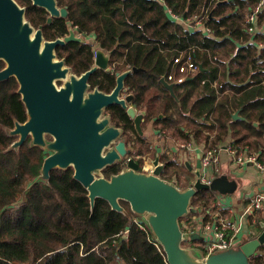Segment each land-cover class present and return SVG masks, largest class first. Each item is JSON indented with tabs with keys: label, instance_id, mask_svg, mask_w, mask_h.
<instances>
[{
	"label": "trees",
	"instance_id": "obj_1",
	"mask_svg": "<svg viewBox=\"0 0 264 264\" xmlns=\"http://www.w3.org/2000/svg\"><path fill=\"white\" fill-rule=\"evenodd\" d=\"M16 1L25 7L27 20L42 27L46 39H55L72 26L111 51L114 71L137 68L127 75L125 85L133 103L146 112L143 121L152 120L159 131L185 141H204L210 148L231 137L236 150L255 153L264 161V33L249 34L243 24L253 0H56L68 14L50 23L43 8L30 0ZM167 8L184 17L204 16L209 33L184 28ZM92 47L70 41L59 45L56 53L80 74L92 64ZM187 51L198 68L174 84V98L160 78L173 70L174 57ZM99 75L113 84V74L97 70L91 75V87H97ZM17 88L14 77L0 82V264H168L162 247L127 202L120 201L126 213L111 209L99 197L91 207L72 167L52 169L48 181L35 180L45 151L32 145L30 138L10 148L16 136L9 130L15 121L26 119ZM237 110L243 120L233 119ZM107 112L125 137L136 135L132 154L143 156L142 138L124 109L111 105ZM161 160L166 171L177 163ZM137 162L141 167V160ZM120 169L119 164L108 166L103 175ZM174 179L185 187L192 178ZM215 200L213 191L200 190L192 204L204 210ZM182 221L188 218L179 219L180 226ZM258 250L250 257L251 264L261 262L264 244Z\"/></svg>",
	"mask_w": 264,
	"mask_h": 264
},
{
	"label": "water",
	"instance_id": "obj_2",
	"mask_svg": "<svg viewBox=\"0 0 264 264\" xmlns=\"http://www.w3.org/2000/svg\"><path fill=\"white\" fill-rule=\"evenodd\" d=\"M30 1L47 12L48 23L52 18L67 17L66 6H59L56 0ZM84 36L68 26V34L46 39L42 27H34L26 19L24 6L15 0H0V60L4 62L0 81L15 78L26 111L25 121H15L9 130L10 135L16 136L10 148H17L30 138L32 145L45 151L35 180L48 181L52 169L72 167L73 178L87 190L91 207L99 197L111 209L126 213L120 201L127 202L162 247L168 264H251L250 257L264 244V229L254 238L207 256L195 246H182L205 240L198 228L189 233L179 222L200 211L192 205L196 193L210 190L225 195L236 189V182L222 171L203 182L199 158L194 168L188 166L195 180L185 188L160 176L165 163L159 162L158 153L152 160L151 172L139 170L123 128L114 124L106 111L111 105H119L141 133L146 112L133 103V94L125 85L127 75L138 69L117 71L110 92L91 88L89 76L98 68L109 70L111 51L95 49L93 65L80 74L73 72L65 58L56 53L58 45L87 42ZM160 82L176 98L174 84L164 76ZM232 117L243 118L238 110ZM124 159L126 163L118 172L103 175L106 167L114 162L121 164Z\"/></svg>",
	"mask_w": 264,
	"mask_h": 264
},
{
	"label": "built area",
	"instance_id": "obj_3",
	"mask_svg": "<svg viewBox=\"0 0 264 264\" xmlns=\"http://www.w3.org/2000/svg\"><path fill=\"white\" fill-rule=\"evenodd\" d=\"M164 3V0H158ZM167 14L176 22L182 24L184 28L190 30L201 29L205 33H209V28L206 25L205 17L195 15L192 17H184L174 13L170 8L166 9ZM264 0H253L245 13L244 17V28L249 34L255 33L259 30L264 33ZM263 42H259L258 45L262 46ZM112 68V65L111 67ZM198 68V64L194 61L191 51L181 52L173 59V70L170 71L165 77L168 82L173 84L182 83L187 76L195 73ZM180 148H186L190 146V143H180ZM235 162L239 165L253 164L257 168L263 170L264 164L258 159L255 153H247L245 151H238L233 146L226 148ZM215 148H208L205 150L201 158V180L208 182L211 175L220 173V167L216 158L214 157ZM135 159H144L141 155H135ZM127 160V159H126ZM124 160V163H126ZM142 161V160H141ZM143 163V162H142ZM149 167L141 165L139 170L145 172H151L153 165L149 163ZM195 207L194 204H192ZM212 206H215L212 204ZM211 206V207H212ZM262 210L264 213V190L255 194L252 198L251 203L247 206L244 211L237 217V220H230L229 217L220 215L212 208L202 210V220L200 224L195 225V214H191L188 217V221H182L181 225L186 228L187 232H194L195 229H199V232L204 236L205 240L199 241L200 243H194L195 246L201 249L204 256L209 255L212 252L228 249L234 245L239 244V231L241 226L244 224L247 215L256 213ZM259 264H264V256Z\"/></svg>",
	"mask_w": 264,
	"mask_h": 264
},
{
	"label": "crops",
	"instance_id": "obj_4",
	"mask_svg": "<svg viewBox=\"0 0 264 264\" xmlns=\"http://www.w3.org/2000/svg\"><path fill=\"white\" fill-rule=\"evenodd\" d=\"M238 115L240 116L239 110ZM236 119L243 120L244 118ZM152 123V120L148 122L143 121L141 124V133L139 134L137 131L136 132L142 138V147L148 146L149 144V149L157 148L156 150L160 151L158 152L160 156V163L162 162L161 158L176 161V158L174 156L170 158L168 157L167 153L172 152L174 154L178 151L179 153L182 152L183 154H185L186 157H188V159L184 162L183 165L186 167L187 170H189L188 166L190 165L192 168H194L197 159L199 158L201 161L205 150L210 148L209 144H205L204 141H198L196 139H189L185 141L179 139L178 137H172L167 132L165 133L164 131H159L158 129H156ZM212 135L213 134H211V136ZM136 140V135H134L130 139L127 137L128 146L130 145L131 147L133 145L136 148ZM231 141V137H228L224 143H221L214 147V157L216 158L222 173H226L230 178H232L236 182L237 187L232 193H227L225 195L214 191L213 193L215 195L216 200L212 204H215V206H212L210 208L215 210L220 215L229 217V219L232 221L233 219L237 220V217L244 211L247 206L250 205L251 200L256 193L264 190V169L261 170L255 165L249 163L239 165L237 162H235L230 152L226 149L228 146L232 145ZM187 142L190 143L189 147L180 148V143ZM158 145L161 146L157 147ZM164 149H166V151ZM260 161L264 164V161H262L261 159ZM189 171V174L191 173L193 177L191 176L192 179L185 187H188L195 180V175L192 173L191 170ZM195 208L199 207L195 206ZM201 217L202 211L195 213V219L197 220L195 221V225L197 223L200 224V221L202 220ZM263 229L264 213L262 210H259L251 215H247L244 224L241 226L239 231V242L242 243L251 238L256 237L258 234L261 233Z\"/></svg>",
	"mask_w": 264,
	"mask_h": 264
},
{
	"label": "rangeland",
	"instance_id": "obj_5",
	"mask_svg": "<svg viewBox=\"0 0 264 264\" xmlns=\"http://www.w3.org/2000/svg\"><path fill=\"white\" fill-rule=\"evenodd\" d=\"M86 41L87 42H92V39L89 37V38H87L86 37ZM94 44H95V46H97V44H96V42H94ZM145 122V121H144ZM148 144V143H147ZM148 146H149V144H148ZM148 146H143V153H144V155L142 156V157H144L145 159H141L142 161L141 162H143L142 163V165H144L145 167H149L148 165H149V163L151 164V161L154 159V153L155 152H160V151H158V150H156L157 148H151V149H147V147ZM161 145H158L157 147H160ZM146 147V148H145ZM145 149V150H144ZM130 150H131V154L130 155H133L132 153H133V151H135V147L132 145L131 147H130ZM160 150H162V149H160ZM165 151H166V149H164ZM164 150H163V152H164ZM162 153V152H161ZM167 155H168V157H175L176 158V161H177V163H176V165H172V166H169L168 168H167V170L168 171H173V173L174 174H176L177 176H179V181H182V180H186L187 178H191V176H192V174L190 173L189 174V170H187L185 167H184V162L188 159V157H186L185 156V154H183L182 152H176V153H172V152H169V153H167ZM164 159V158H163ZM179 165V166H178ZM167 175V174H166ZM165 177H167V178H169V177H171L170 175L169 176H165ZM174 177H176L175 175H173V177L171 178V181H174L175 183H176V181H175V179H174ZM193 177V176H192ZM168 180V179H167ZM178 181V182H179ZM177 184V183H176ZM137 219V218H136ZM181 228L184 230V231H186L187 232V230H186V228H184L183 227V225H181ZM198 243H200V242H198ZM198 243H196V244H198ZM182 246H184V247H186L187 245L185 244V243H183L182 244Z\"/></svg>",
	"mask_w": 264,
	"mask_h": 264
},
{
	"label": "flooded vegetation",
	"instance_id": "obj_6",
	"mask_svg": "<svg viewBox=\"0 0 264 264\" xmlns=\"http://www.w3.org/2000/svg\"><path fill=\"white\" fill-rule=\"evenodd\" d=\"M16 1V0H15ZM17 2V1H16ZM18 3V2H17ZM53 19V18H52ZM52 19H51V21H52ZM50 21V22H51ZM49 22V23H50ZM48 23V22H47ZM65 34H68V32L67 33H65ZM65 34H63V35H61V36H56V37H62V36H64ZM55 37V38H56ZM85 37V40H86V37L87 38H89V36H84ZM91 39H92V42H84L85 44H91V45H93V47H92V51H93V56H92V59H93V61H92V64H91V66L93 65V62H94V57H95V49H97V48H100V47H98V46H95V44H94V37H90ZM68 43V42H67ZM66 44V43H65ZM59 46V45H58ZM57 46V47H58ZM56 47V48H57ZM101 49V48H100ZM101 50H103V49H101ZM103 52H108V51H106V50H103ZM110 56H111V54H110ZM2 63H3V66H4V62H3V60H0ZM3 66L0 68V69H2L3 68ZM90 66V67H91ZM107 67L109 68V70L108 71H106V70H104V69H100V68H98L97 70H99V71H101V72H109L110 74H113V78H114V82H113V84H110V83H107V80H105V78L104 77H102V76H98V78H97V83H96V85L95 86H97L96 88L98 89V87H100V86H102V87H104V88H101L102 90L101 91H104V92H110L112 89H113V87L115 86V73L117 72V71H114L113 70V68H110L111 67V64H110V57H109V60H108V64H107ZM128 69H130V68H128ZM96 70V71H97ZM125 70H127V69H125ZM95 72V71H94ZM93 72V73H94ZM92 73V74H93ZM91 74V75H92ZM91 75L89 76V79H88V82H89V85H90V78H91ZM7 80V79H6ZM0 82H2V81H0ZM90 87H91V85H90ZM91 88H94V86L93 87H91ZM107 88V89H106ZM100 90V89H99ZM130 91V90H129ZM131 92V91H130ZM132 93V92H131ZM107 110H108V108H107ZM106 110V111H107ZM46 136V138L47 139H49V140H51V136L49 135V134H46L45 135ZM128 148H130V145L128 146ZM157 153V152H156ZM156 153H155V155H156ZM154 155V156H155ZM131 157H133L134 159H135V155H131ZM125 160V159H124ZM136 160V159H135ZM137 161V160H136ZM159 161H160V156H159ZM169 161H173V160H169ZM164 161H162L161 163H163ZM120 165V167L122 166V164H125L124 162L123 163H119V162H114L113 164H111V165ZM151 164H152V161H151ZM110 165V166H111ZM166 163H165V166L163 167V169L161 170V172H160V175H163V176H171V177H173V175H175V174H170V172L169 171H166ZM140 168V167H139ZM103 172V171H102ZM169 172V173H168ZM167 174V175H166ZM176 176V175H175Z\"/></svg>",
	"mask_w": 264,
	"mask_h": 264
}]
</instances>
